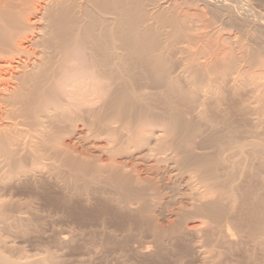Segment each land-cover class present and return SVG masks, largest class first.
<instances>
[{
	"label": "bare ground",
	"instance_id": "6f19581e",
	"mask_svg": "<svg viewBox=\"0 0 264 264\" xmlns=\"http://www.w3.org/2000/svg\"><path fill=\"white\" fill-rule=\"evenodd\" d=\"M49 168L135 214L172 190L193 235L241 203L264 264V0H0V206Z\"/></svg>",
	"mask_w": 264,
	"mask_h": 264
},
{
	"label": "rangeland",
	"instance_id": "374dc122",
	"mask_svg": "<svg viewBox=\"0 0 264 264\" xmlns=\"http://www.w3.org/2000/svg\"><path fill=\"white\" fill-rule=\"evenodd\" d=\"M60 172L61 170L49 168L46 175L50 180H54L55 176L58 178ZM59 178L53 182L44 179L46 182L42 181V184L38 185L39 188H26L22 189L24 191H19L17 194L20 195L17 196L19 198L23 196L21 198L24 199L21 200L20 208L18 206H0L1 209L3 208L2 210H5L3 213L5 212L4 215H6L2 217L3 219L0 216V253L4 257L14 261L25 257H30L31 260L42 258L45 264H202L198 255L209 253L207 257L213 256L215 259L210 258L212 261H209L208 264L216 262V264H249L246 262L247 260L245 261L247 256H251L254 264H261L259 261L260 252L253 244L251 245L243 228L245 222L242 213L245 214L243 209L245 207L241 203L236 205L237 213L232 211L235 214L230 213L232 217L229 214V218H227V220L229 219L228 226H226L228 234L223 236V233H219L215 228L212 229L213 233L211 230L209 232L208 229L213 228L210 227L212 224L204 222L208 220L203 221L198 218L199 223L202 221L204 224L200 223L201 228L194 236L183 230L181 225L183 222L174 220L171 216L175 210L172 199H170V196H173L172 190L167 193L163 191L169 196L170 201L167 197L159 195V200L153 199L152 203L149 201L148 205L145 203L139 208L136 206L137 214H135L114 201L104 200L110 193L105 187L101 188L102 191H98L102 194V198L98 197L100 194L96 192L93 199L90 198L86 202V196L81 190L79 182L68 181L69 185L67 186L65 178L62 176V181L65 182ZM72 182L76 183L78 187L75 184L72 185ZM257 185L252 186L257 187L252 188L255 190H253L254 194L252 190L249 194L255 195L259 188L260 193L258 195V191L256 195L262 200L264 187ZM79 187L80 192L78 191ZM240 190L238 195L243 193V191L240 193ZM13 192L16 195V190ZM238 216L240 219L242 218L241 221ZM235 218H238L236 219L237 223ZM178 221L179 223H177ZM238 223L241 225L236 227ZM178 226L180 227L178 228ZM153 230L156 232L154 233ZM156 233L159 235H155ZM159 237L162 238L159 239ZM205 241L211 242L207 244ZM198 245L202 248H199ZM196 247L200 249L199 251L202 249L204 252L198 254L197 251H193L196 250ZM246 249L248 251H245ZM245 253L247 256H244Z\"/></svg>",
	"mask_w": 264,
	"mask_h": 264
}]
</instances>
